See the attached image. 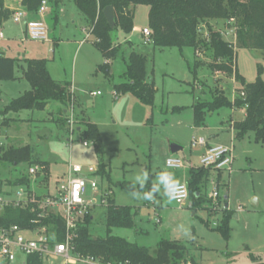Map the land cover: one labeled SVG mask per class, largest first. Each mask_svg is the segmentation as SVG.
I'll return each mask as SVG.
<instances>
[{
    "label": "rangeland",
    "instance_id": "rangeland-1",
    "mask_svg": "<svg viewBox=\"0 0 264 264\" xmlns=\"http://www.w3.org/2000/svg\"><path fill=\"white\" fill-rule=\"evenodd\" d=\"M49 1L53 7L57 0ZM58 4L60 12H57V23L50 13L42 20L49 31L45 42L26 39L21 32L22 22L9 20L4 24L0 49L4 56L17 61V66L15 80L0 81V109L3 110L12 100L30 90L21 71L27 60H45L54 81L70 82L74 102L66 115L63 114L64 107L50 102L43 111L17 113L20 121L14 123L0 118V149L32 150L34 157L49 167L52 193L56 179L63 177L70 163L84 167L103 166L105 173L96 176L98 194L93 195L88 190L87 195V201L95 202L90 209L93 220L89 226L93 239L106 235L105 207L100 205L99 195L102 197L103 192H111L116 205L130 206L136 211V228L113 229L112 235L148 248L151 253L161 239H167L185 245L189 257L197 264H253L250 255L264 259V145L254 141L252 132L241 139L235 138L229 118L240 121L243 118L240 111L243 109L234 111L223 107L212 112L204 110L201 125H194V106L211 102L215 91L222 92L230 102L237 97L238 84L233 77L210 71L209 52H195L191 48H157L150 40L145 42L141 31L148 29L147 6L130 7L133 25L138 27L129 38L130 47L120 45L125 36L119 29L114 30L112 39L119 46L120 53L109 60L107 72H98V66H104V59L93 45L94 38L90 37L87 42L79 44L85 37L81 34V28L88 26V23L78 13L73 0H60ZM208 29L218 32L224 41L232 43L236 49L237 71L246 83L255 81L259 68L263 70L261 78L264 81L261 52L237 49L232 25L216 21L201 23L199 34L205 40ZM131 52L146 60V81L154 86L151 106L142 104L128 93L118 94L116 98L112 95L113 86L123 81L122 74ZM97 92L100 94L91 95ZM71 115L74 123L69 129L67 120ZM82 119H88L98 127L103 146L101 155L95 153L92 144L88 143V147H85L76 131ZM71 129L73 134L70 135ZM193 137L202 138L213 146L233 149L231 171L223 173L226 186L221 185L217 190L219 199H211L216 190L213 185L203 191L208 203L205 201L195 211L190 209L189 200L184 207H178L162 192L157 195L155 203L130 198L135 175L144 171L149 173L151 183L156 182L158 172L166 170L173 173L180 184H185L190 167H199L201 151L191 147ZM170 144L178 145L181 151L171 155ZM1 154V183L27 176L30 165L4 162ZM171 156L181 159L188 169H167L165 162ZM44 184L45 181L40 186ZM212 203H219L222 207L227 204V210L233 213L227 242L212 230L221 217V213L208 212V205ZM204 222L209 223V228ZM42 264L64 263L58 257H47ZM69 264L99 263L85 261Z\"/></svg>",
    "mask_w": 264,
    "mask_h": 264
},
{
    "label": "trees",
    "instance_id": "trees-1",
    "mask_svg": "<svg viewBox=\"0 0 264 264\" xmlns=\"http://www.w3.org/2000/svg\"><path fill=\"white\" fill-rule=\"evenodd\" d=\"M44 0H20L19 10L27 14L38 13ZM77 11L84 17L89 27H92L93 45L104 60H112L120 53V48L114 43L112 33L119 29L124 36L133 30V14L131 6H147L148 30L151 32L149 40L157 48H191L210 53L211 61L208 68L212 73H222L232 76L235 83L237 97L228 101L222 92L215 91L209 103L194 106V125L202 123L204 110L212 112L223 107L233 110L243 109L245 117L233 125L235 138L241 139L252 132L254 141L264 145V81L261 78L262 68L258 69V76L252 83H246L235 65V50L231 42L224 41L218 32L208 29L205 40L199 34V26L203 22H224L232 25L237 49H251L261 52L264 61V0H73ZM5 0H0V28L9 21L17 11L4 6ZM111 6L115 12L114 27L110 28L104 16V8ZM128 43V42H127ZM198 64H196L197 66ZM17 61L0 53V81L15 80ZM108 66H98V72H107ZM146 60L143 56L131 52L122 74L123 81L113 86L118 94H131L144 105H152L154 86L147 83ZM22 78L30 85V90L12 100L0 115L18 113L21 111H43L49 102L59 103L67 111L73 103L70 82L54 81L47 70L45 60H27L22 68ZM241 94H243L241 96ZM67 120V119H66ZM65 120V121H66ZM63 121V124H65ZM80 138L85 143L92 144L96 154L101 155L103 146L98 127L87 120H80ZM1 160L12 165L27 163L43 168L44 177L48 179V165L34 157L33 151L27 148L0 149ZM104 167H98L97 175L104 174ZM215 180L216 189L224 186L223 172H216L201 167H191L187 174V189L190 209L195 211L205 203L203 191ZM1 183V182H0ZM7 186H28L29 178L22 176L14 181H7ZM151 182L146 187L151 186ZM226 186V185H225ZM219 199V197H218ZM226 201V200H225ZM207 202V201H206ZM208 203V202H207ZM225 205V204H224ZM208 205V212L221 213L219 224L212 228L227 242L230 238L229 221L233 213L226 209L220 212L212 211ZM105 207V232L103 238L93 239L89 234L92 216L87 215L78 225L72 248L75 257L90 258L99 264H197L189 257L188 248L177 242L161 239L156 250L151 253L148 248L139 247L123 238L112 235L113 229L133 230L136 228V211L130 206H118L112 197L107 198ZM38 210L31 212L22 209H6L0 216V225H18L21 228L31 227V221H39L37 226L47 228L49 236L57 243L64 240L65 225L62 217L48 213L38 219ZM209 213V214H210ZM209 228V223L204 222ZM253 264H264V259H256L250 255ZM25 264H42L38 255L28 256Z\"/></svg>",
    "mask_w": 264,
    "mask_h": 264
},
{
    "label": "built area",
    "instance_id": "built-area-1",
    "mask_svg": "<svg viewBox=\"0 0 264 264\" xmlns=\"http://www.w3.org/2000/svg\"><path fill=\"white\" fill-rule=\"evenodd\" d=\"M46 1L44 0L38 10V14L45 13ZM25 12L17 11L11 19L15 23L23 22ZM92 27L83 30L84 40L87 41L92 35ZM48 29L43 21L29 20L24 22V35L30 41L45 42L48 38ZM145 42L149 41L151 32L148 29L141 31ZM0 39L2 32L0 31ZM92 93L91 95H99ZM113 97L118 95L113 92ZM243 94H241L242 96ZM73 115L67 120V125L73 126ZM73 134V129L70 135ZM88 147V143L84 142ZM191 147L202 148L204 153L199 159V167L211 169L216 172H230L234 160L233 149L223 146H207V142L202 138L191 139ZM165 166L172 171H182L188 169L184 162L174 156L166 159ZM191 168V167H190ZM98 169L92 166L84 167L79 164H69L64 177L58 181L52 194L38 196L33 185L39 179L44 177L43 168L38 165H32L28 168L27 177L29 178L28 186H17L11 188L6 183H0V216L6 209H22L35 212L38 210L37 218L42 219L48 213L60 215L64 221L65 232L64 240L61 243L55 242L48 234L47 228L37 226L39 221H31V227L21 228L18 225L4 226L0 225V264H25L26 258L32 255H38L41 259L47 257H58L63 260L64 264L71 262L94 261L90 258H79L73 256L72 243L76 237V230L87 215L91 214V207L95 202L87 201L88 190L93 195L98 194L99 186L96 181ZM210 185L215 186V180L210 181ZM102 197L99 195L100 205L106 206L107 198L111 197V192H103ZM219 193L216 190L212 193V198L217 200ZM189 194L187 185L181 184L177 198L171 202L178 207H184L188 201ZM213 201V200H212ZM209 208L212 211L224 209L219 203H212Z\"/></svg>",
    "mask_w": 264,
    "mask_h": 264
},
{
    "label": "crops",
    "instance_id": "crops-1",
    "mask_svg": "<svg viewBox=\"0 0 264 264\" xmlns=\"http://www.w3.org/2000/svg\"><path fill=\"white\" fill-rule=\"evenodd\" d=\"M19 1L20 0H5V3H4V6L6 7V8H8L9 10H12V11H18L19 10ZM46 1V8H45V13L43 14V15H40V14H38V13H36V14H27V13H25V18L23 19V22H22V28H21V32H22V35L24 36V22H26V21H29V20H40V21H42L45 17H46V15L48 14V13H50V15L52 16V18L54 19V21L57 23V21H58V13L60 12V10H59V12H58V7L61 5L60 3V5L58 4L57 5V3L60 1V0H57L56 1V4H55V6H50V1L49 0H45ZM58 12V13H57ZM79 13V12H78ZM80 14V13H79ZM84 18V17H83ZM10 20H12V19H10ZM6 23V22H5ZM4 23V24H5ZM4 24L2 25V27L0 28V31L2 32V28H3V26H4ZM88 26H89V24H88ZM88 26H86V27H82L81 28V34H84L83 33V30H87L89 27ZM136 30H138V27H133V30H132V32L128 35V36H125V38H124V40H123V42L122 43H120V45H122V46H128V47H130V41H129V38L131 37V34L134 32V31H136ZM143 30V29H142ZM142 34V33H141ZM142 37H143V35H142ZM94 38V37H93ZM143 39H144V37H143ZM84 42H87V41H85L84 39L83 40H81L80 42H79V44L81 45L82 43H84ZM128 42V43H127ZM0 53H2V51H1V49H0ZM3 54V53H2ZM4 55V54H3ZM104 65H107V66H109V61H107V60H104ZM71 84V83H70ZM71 93H72V84H71ZM92 94V93H91ZM72 96H73V94H72ZM73 102H74V97H73ZM50 103V102H49ZM49 103L47 104V106L49 105ZM76 103V102H75ZM46 106V107H47ZM79 106V105H78ZM45 110V109H44ZM0 111H2V109H0ZM235 111V110H234ZM233 112V111H232ZM241 113H243V118L240 120V121H242L243 119H244V117H245V112H244V110H241L240 111ZM19 113V112H18ZM68 113V111L65 109L64 111H63V114H67ZM17 116H18V114L17 113H13V114H11V113H8V114H6L5 116H2V115H0V118H2V119H5V120H7V121H9V123H14V122H16V121H20L19 119H17ZM87 121H89L88 119H87ZM240 121H235L234 120V118H229V126H231V128H232V130H233V132H234V135L236 134L235 133V131H234V129H233V125L235 124V123H237V122H240ZM90 122V121H89ZM92 123V122H91ZM93 124V123H92ZM76 131L77 132H79L80 131V127H76ZM234 138V137H233ZM213 139V138H212ZM232 141L231 142H233V139H231ZM207 146H213L212 144H207ZM231 146L233 147V145L231 144ZM200 149V151H201V155L204 153V149H202V148H199ZM201 155H200V157H201ZM199 157V158H200ZM68 169V168H67ZM98 169V168H97ZM48 172H49V175H50V170H49V168H48ZM65 172H67V170L65 171ZM64 172V175L66 174ZM64 175H63V177H64ZM63 177H58L57 179H56V182L54 183V185L56 186L57 185V183H58V181H60ZM45 181V184H44V186L43 187H41L40 185L42 184V182H44ZM187 181V180H186ZM41 183V184H40ZM55 186H54V188H55ZM40 187V188H39ZM33 188L35 189V191H36V193H37V195L38 196H43V195H46V194H51L52 192L50 191V185H49V176H48V179H45V177H43V178H41V179H39L38 181H36V183L33 185ZM112 196V195H111ZM92 216V215H91ZM235 217H237V215H235ZM91 220H93V216H92V219ZM113 232V231H112ZM117 237V236H116ZM119 238H122V237H119ZM124 239V238H123ZM126 240V239H125ZM127 241V240H126ZM129 242V241H128ZM43 260V259H42Z\"/></svg>",
    "mask_w": 264,
    "mask_h": 264
},
{
    "label": "clouds",
    "instance_id": "clouds-1",
    "mask_svg": "<svg viewBox=\"0 0 264 264\" xmlns=\"http://www.w3.org/2000/svg\"><path fill=\"white\" fill-rule=\"evenodd\" d=\"M155 180L156 182L152 183L148 190H145L149 183V173L144 171L135 175L132 188L129 192L130 198L155 203L157 195L161 192L169 201L177 198L181 184L173 173L161 170L156 174Z\"/></svg>",
    "mask_w": 264,
    "mask_h": 264
},
{
    "label": "water",
    "instance_id": "water-1",
    "mask_svg": "<svg viewBox=\"0 0 264 264\" xmlns=\"http://www.w3.org/2000/svg\"><path fill=\"white\" fill-rule=\"evenodd\" d=\"M102 13H103V16H104L107 24L110 26V28H113L114 27V19H115L114 9L111 6H108V7L104 8ZM168 148H169V153L171 155L178 153L182 149L181 147H179L178 145H175V144H170ZM224 200H227V196L224 197ZM226 208H227V204L224 205V209H226Z\"/></svg>",
    "mask_w": 264,
    "mask_h": 264
}]
</instances>
